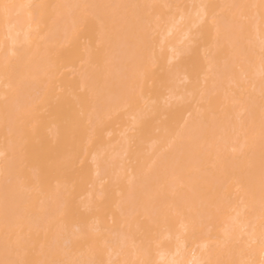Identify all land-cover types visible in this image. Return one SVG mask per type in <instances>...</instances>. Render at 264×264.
I'll return each instance as SVG.
<instances>
[{"label": "bare ground", "instance_id": "obj_1", "mask_svg": "<svg viewBox=\"0 0 264 264\" xmlns=\"http://www.w3.org/2000/svg\"><path fill=\"white\" fill-rule=\"evenodd\" d=\"M0 264H264V0H0Z\"/></svg>", "mask_w": 264, "mask_h": 264}]
</instances>
